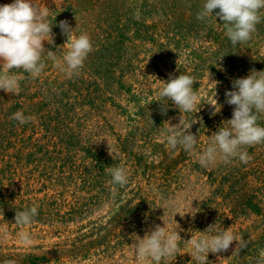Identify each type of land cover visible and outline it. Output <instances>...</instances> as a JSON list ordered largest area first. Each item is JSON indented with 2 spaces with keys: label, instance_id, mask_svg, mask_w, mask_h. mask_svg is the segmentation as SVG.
I'll list each match as a JSON object with an SVG mask.
<instances>
[{
  "label": "rangeland",
  "instance_id": "rangeland-1",
  "mask_svg": "<svg viewBox=\"0 0 264 264\" xmlns=\"http://www.w3.org/2000/svg\"><path fill=\"white\" fill-rule=\"evenodd\" d=\"M204 2L33 0L47 8L54 44L44 42L38 78L13 69L19 94L0 90V229L7 232L0 233V264H153L140 261L134 245L157 225L181 237L177 256L161 264H197L187 240L211 235L202 232L216 223L249 243L239 255L235 241L209 253V264H256L264 250V144L247 149V164L218 159L202 167L198 156L232 118L225 93L233 81L264 71V20L249 42L234 47L219 17L197 20ZM60 21L93 44L72 77L47 57L48 50L67 51ZM182 73L195 78L199 96V110L183 114L196 121L194 152L171 150L160 135L182 114L170 100L161 101L162 114L157 92L161 81ZM18 110L31 122L10 119ZM258 123L264 126V116ZM121 164L129 176L123 188L106 172ZM33 205L35 222L16 225V211Z\"/></svg>",
  "mask_w": 264,
  "mask_h": 264
},
{
  "label": "clouds",
  "instance_id": "clouds-1",
  "mask_svg": "<svg viewBox=\"0 0 264 264\" xmlns=\"http://www.w3.org/2000/svg\"><path fill=\"white\" fill-rule=\"evenodd\" d=\"M216 9L219 11L213 16V10ZM261 10H264V0H205L196 18L204 22L208 18L214 17L216 20L219 17L223 21L224 35L236 47L252 39L257 31L256 26L264 20ZM47 16V8L42 10L33 0H14L11 4L0 5V68L7 70L0 71V90L19 94L21 77L11 74L13 69L23 70L32 79L38 78L45 69L46 64L42 59L44 42L54 44L53 23L49 22ZM58 26L67 36V51L62 48L55 52L48 50L47 57L69 77L79 75L84 61L93 50L91 39L87 33L74 37L75 29L67 21H60ZM57 51L61 52L60 56ZM223 57L224 55L218 60ZM161 82L157 101H172L182 115L177 125L166 122L167 127L160 129V135L171 150L179 147L186 152H194L197 136L190 129L196 121L186 122L183 114L196 113L199 110V96L193 88L195 78L182 73L178 77L170 76L167 82ZM213 83L216 88L219 82ZM232 87L234 90L225 93L226 103L234 106L232 118L223 122L210 136L206 148L199 153L198 161L202 167L214 165L218 159L225 164L236 159L247 164L252 159L247 149L264 144V126L258 123L264 116V71L253 69L248 76L234 80ZM215 103L218 105L216 100ZM162 104V114H166L167 103ZM220 107L219 105V109ZM10 119L23 125L31 122L33 118L18 110ZM109 154L111 155L110 150ZM106 172L111 176L113 185L123 188L129 183L127 169L123 164L109 167ZM38 207L39 205H33L16 211L15 224L22 228L31 226L38 216ZM0 233L7 235L6 229H0ZM202 233L212 234L192 236L187 240L191 245L190 255L197 264H209V253L226 252L234 241L237 246L233 255H239L249 243L243 236H237L230 228L225 229L217 223L210 225ZM20 239L25 246L32 245L29 233L21 232ZM180 240L178 231H169L166 227L157 225L154 230L146 232L143 238L138 237L134 245L136 257L140 261L151 260L153 264H161V261L177 256ZM5 264L15 262L9 260ZM256 264H264V250L259 253Z\"/></svg>",
  "mask_w": 264,
  "mask_h": 264
}]
</instances>
